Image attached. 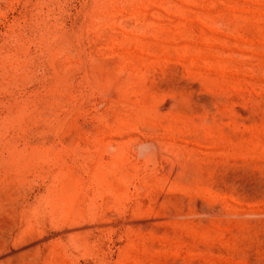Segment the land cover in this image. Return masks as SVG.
Wrapping results in <instances>:
<instances>
[{"label": "rangeland", "instance_id": "374dc122", "mask_svg": "<svg viewBox=\"0 0 264 264\" xmlns=\"http://www.w3.org/2000/svg\"><path fill=\"white\" fill-rule=\"evenodd\" d=\"M0 264H264V0H0Z\"/></svg>", "mask_w": 264, "mask_h": 264}]
</instances>
